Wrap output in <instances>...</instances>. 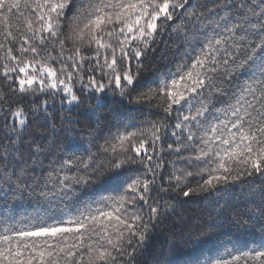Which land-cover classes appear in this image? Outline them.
I'll return each instance as SVG.
<instances>
[{"label": "snow or ice", "instance_id": "1", "mask_svg": "<svg viewBox=\"0 0 264 264\" xmlns=\"http://www.w3.org/2000/svg\"><path fill=\"white\" fill-rule=\"evenodd\" d=\"M161 234L152 264H264V0H0V264Z\"/></svg>", "mask_w": 264, "mask_h": 264}, {"label": "trees", "instance_id": "2", "mask_svg": "<svg viewBox=\"0 0 264 264\" xmlns=\"http://www.w3.org/2000/svg\"><path fill=\"white\" fill-rule=\"evenodd\" d=\"M203 207L192 205L190 206V209H196L199 210V208ZM165 235L161 234L156 241L153 242L151 248L146 252L145 258H144V264H152L153 255L162 247L165 241Z\"/></svg>", "mask_w": 264, "mask_h": 264}]
</instances>
